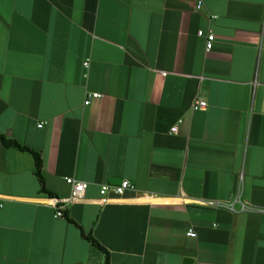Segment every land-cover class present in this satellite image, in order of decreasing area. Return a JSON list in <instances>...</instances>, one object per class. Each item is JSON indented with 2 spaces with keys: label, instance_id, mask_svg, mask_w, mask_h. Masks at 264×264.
Instances as JSON below:
<instances>
[{
  "label": "crops",
  "instance_id": "1",
  "mask_svg": "<svg viewBox=\"0 0 264 264\" xmlns=\"http://www.w3.org/2000/svg\"><path fill=\"white\" fill-rule=\"evenodd\" d=\"M0 135V264H264V0H0Z\"/></svg>",
  "mask_w": 264,
  "mask_h": 264
},
{
  "label": "built area",
  "instance_id": "2",
  "mask_svg": "<svg viewBox=\"0 0 264 264\" xmlns=\"http://www.w3.org/2000/svg\"><path fill=\"white\" fill-rule=\"evenodd\" d=\"M201 7H202V3L198 1L195 5V8L199 10ZM197 34L200 36H203V35L205 36L206 38L205 47H206V50H209L212 47V42L214 39L213 32L208 31L205 34L202 30H198ZM84 65L85 66L87 65V61L84 62ZM100 97H101L100 93L87 92L84 98L83 104L88 105L92 102V100L100 98ZM205 106H206V101L200 97L195 98V100L192 103V109L204 108ZM178 122H180V120H178ZM41 125H42L41 123L38 124V126H41ZM176 131H177V123L170 127V132L175 133ZM65 181L70 186V192L67 197L58 198V197L50 196L46 198L47 203L54 208L55 218L63 217L64 216L63 211L66 208V206L70 202L82 199L88 187V182L84 180L76 179L74 177H65ZM127 191H136L134 184L129 179L123 178L118 183H111V182L103 183V184H100L99 186L100 200L102 202H106L110 194L121 195ZM199 202L209 207L225 208L231 212L236 211L235 209L236 205H238L239 211H251V210L256 209L255 207L240 200L239 196H236L231 201L216 200V199H202ZM187 235L191 237L195 236V232L193 231L192 228L187 231Z\"/></svg>",
  "mask_w": 264,
  "mask_h": 264
},
{
  "label": "trees",
  "instance_id": "3",
  "mask_svg": "<svg viewBox=\"0 0 264 264\" xmlns=\"http://www.w3.org/2000/svg\"><path fill=\"white\" fill-rule=\"evenodd\" d=\"M0 142L6 146V147H15L21 151H27L29 152L32 157H33V161H34V174L39 182L40 185V189L42 191H45V181H44V176H43V161H42V157L41 154L26 146V145H22L19 142H17L16 140L10 139V138H6L3 135H0ZM48 193V192H47ZM48 195H51L48 193ZM67 219L69 220V222L74 223L76 225V223L67 217ZM80 232L81 235L84 239H86L89 243H91L93 246H95L97 249H99L103 254H104V264H109V253L108 251L90 234V233H85L80 227Z\"/></svg>",
  "mask_w": 264,
  "mask_h": 264
},
{
  "label": "water",
  "instance_id": "4",
  "mask_svg": "<svg viewBox=\"0 0 264 264\" xmlns=\"http://www.w3.org/2000/svg\"><path fill=\"white\" fill-rule=\"evenodd\" d=\"M192 262H193V259H192V258L185 257V258L183 259L182 264H192Z\"/></svg>",
  "mask_w": 264,
  "mask_h": 264
}]
</instances>
